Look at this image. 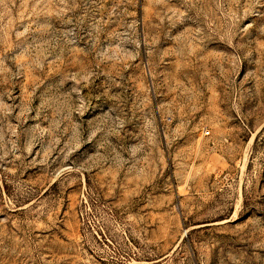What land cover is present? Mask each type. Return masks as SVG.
<instances>
[{
    "label": "rangeland",
    "instance_id": "rangeland-1",
    "mask_svg": "<svg viewBox=\"0 0 264 264\" xmlns=\"http://www.w3.org/2000/svg\"><path fill=\"white\" fill-rule=\"evenodd\" d=\"M0 264H264V0H0Z\"/></svg>",
    "mask_w": 264,
    "mask_h": 264
}]
</instances>
